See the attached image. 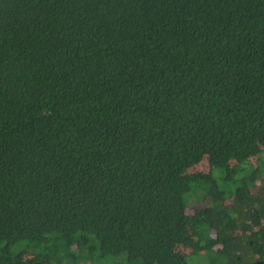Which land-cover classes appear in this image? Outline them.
<instances>
[{"label": "trees", "instance_id": "1", "mask_svg": "<svg viewBox=\"0 0 264 264\" xmlns=\"http://www.w3.org/2000/svg\"><path fill=\"white\" fill-rule=\"evenodd\" d=\"M0 264H264V0H0Z\"/></svg>", "mask_w": 264, "mask_h": 264}, {"label": "rangeland", "instance_id": "2", "mask_svg": "<svg viewBox=\"0 0 264 264\" xmlns=\"http://www.w3.org/2000/svg\"><path fill=\"white\" fill-rule=\"evenodd\" d=\"M262 146H263V143L261 142L259 144V147H262ZM196 170L197 171L201 170V171L205 172L207 170V168H206V162H202L200 165H197L196 167H194L192 169V171H196ZM196 208H200V206L199 205H196ZM177 250L180 251V252H187V249H184V248H179Z\"/></svg>", "mask_w": 264, "mask_h": 264}]
</instances>
